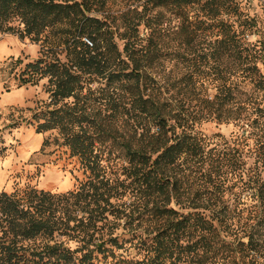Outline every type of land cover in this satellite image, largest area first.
<instances>
[{"label": "trees", "instance_id": "1", "mask_svg": "<svg viewBox=\"0 0 264 264\" xmlns=\"http://www.w3.org/2000/svg\"><path fill=\"white\" fill-rule=\"evenodd\" d=\"M5 32L48 41L18 86L46 81L36 132L84 178L0 192V264H264V26L240 0H0ZM197 88L199 120L176 99Z\"/></svg>", "mask_w": 264, "mask_h": 264}, {"label": "rangeland", "instance_id": "2", "mask_svg": "<svg viewBox=\"0 0 264 264\" xmlns=\"http://www.w3.org/2000/svg\"><path fill=\"white\" fill-rule=\"evenodd\" d=\"M240 1L244 12L255 17L264 26V0ZM12 24L20 26L18 20H14ZM248 38L255 41L258 36L252 33ZM43 39L39 40L31 35L20 36L18 32L0 34V192H11L26 184L46 191L65 192L73 189L84 178L78 161L70 156L69 150L53 143L56 131L36 132L37 121L34 116L47 109L51 100L46 90V81L18 86L20 69L26 63L37 60L46 51L48 41L44 42ZM60 56L64 58V54ZM18 59L23 63L13 69L14 62ZM185 71V63L180 58L168 64L165 72L172 79L179 80ZM198 89L193 92L182 91L176 95L180 110L196 116V120L201 119L203 98H211L216 93L215 88H208L198 97ZM198 130L208 137L220 134V142H233L237 147L243 146L238 141L241 140V137L238 138L240 134L244 133L243 129L232 124L204 122L198 125ZM248 134L246 131L245 136ZM46 139L51 140L50 145L43 144ZM250 140L252 144L253 138ZM250 155L249 164L253 162V156Z\"/></svg>", "mask_w": 264, "mask_h": 264}]
</instances>
